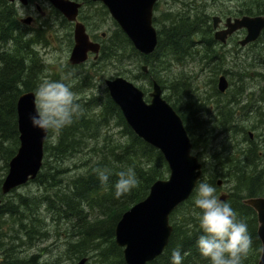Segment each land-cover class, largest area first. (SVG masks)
<instances>
[{
    "label": "trees",
    "instance_id": "obj_1",
    "mask_svg": "<svg viewBox=\"0 0 264 264\" xmlns=\"http://www.w3.org/2000/svg\"><path fill=\"white\" fill-rule=\"evenodd\" d=\"M192 8L195 9V12L182 9L174 14H165V21L169 20V22L163 24V27L158 30V46L151 55L139 53L116 23L117 28L113 38L110 42L105 41L101 53L103 57H100L98 63L103 60L109 61L112 58L114 61H120L125 55H132L140 58L139 61L150 68V73H152V68L156 79L149 75L152 80L150 85L153 80H157L164 89H169L170 92L167 93L166 98L184 120L194 150H199L201 146L208 145L211 130H213L206 131L204 129L206 122L203 120V114L208 111L205 98L193 88L192 82L187 76L166 84L163 77H158L156 74L159 70L158 65H160L161 71L166 68L164 64L172 57L178 61L188 56L200 58L205 65L208 64L207 66L216 58L221 59L222 62L226 60L223 54L216 51V41L213 37L211 23L212 15L206 8L200 6ZM0 9L3 12L6 11V14L8 13V7H5L4 4L0 3ZM241 13L264 14V9L255 10L248 6L245 11L242 9ZM1 17H3L2 14H0V27L4 28L3 33L10 34L13 28L7 26ZM158 21L159 18L155 16L154 23L156 24ZM263 36L264 32L260 38ZM3 38L5 45L7 37ZM18 38V36H14V39ZM38 40L37 38V42ZM20 41L21 38L16 43L17 49H13L16 50L15 52L0 53V155L4 156L6 169L9 168V162L20 145L17 101L21 93L32 90L29 78L24 79L25 74L30 75L36 83L33 77L34 72L42 64L37 56L34 58L32 56V61L37 60L36 63L33 62L35 66L31 65L26 68L24 63H19V60L25 59H22L23 50L28 54V45L32 44V39L23 43ZM127 48H129L130 55L125 54ZM34 54L37 55V53ZM139 66L141 73L140 63ZM213 67L217 69L219 65ZM221 71L228 73V69H221ZM143 74L145 76L148 73ZM214 84L211 97H217L216 109L224 108L218 119H222L225 115L223 126L220 128L233 133L235 128L233 125H237L235 122L238 112L235 107H232L234 102L231 100L222 103V105L219 103V96L222 94L217 89V78L214 80ZM238 94L240 95L241 92L238 91ZM101 97L97 96L96 100H93V97L81 100L79 103L82 106L83 115L56 135V142L49 141V137L52 135L49 133L45 143L42 169L33 180L39 186L44 187L47 194L33 199L28 195L19 194L17 195L18 200L14 201L8 197L9 195L5 197L2 194L1 184L4 178H0V197L5 201L0 205V217L12 216L16 218L22 228L21 231L31 238L46 235L42 222H40L39 203H47L48 211L53 212L57 217L59 214L62 218L72 222V227L66 229V235L69 238L66 254L70 260H78L95 251L94 254L89 255L90 262L95 260L97 264H126L123 249L116 244V225L123 213L146 198L152 184L159 179H166L170 171L163 154L136 135L109 94ZM261 101L263 104H257L256 108L252 110H256L257 123L264 127V96L261 97ZM113 125L121 128V138H116L110 131ZM259 136L260 141L264 142V131ZM261 145L259 141H252L248 148L241 149L238 153L227 154L219 161L221 167L224 168L223 174L234 182L232 193L226 201L231 203L238 218L246 221L252 238V250L244 264H258L262 253L259 251L262 248V243L257 232V214L250 206L243 203V199L247 196L264 195V167L261 166L264 153H261L263 149L260 148ZM85 149L94 152L97 158L94 159L91 155L83 161L85 172L80 174L77 172L73 177L65 178L63 175L69 170V167H65L66 160ZM197 155L200 156L199 153ZM214 156L218 157L219 155L215 154ZM97 167L106 168L111 173L107 185H101L97 179L94 171ZM128 167L135 169L139 183L130 193L118 199L115 196L114 188L118 178L116 173ZM206 170L203 169L204 174ZM204 174L201 182L205 179ZM216 175L215 173L210 175L206 181L218 189L215 181ZM216 194L219 197L218 191ZM194 196L195 192L171 214L170 222L173 232L169 244L159 257L147 264H170L171 253L177 248L182 251V254L187 253L183 264H208L196 247L199 230L194 212L199 210L194 207ZM1 232L0 230V234ZM38 256L34 255L29 259H23L15 255L12 246H5L0 241V264H27L33 262ZM51 264L58 263L54 261Z\"/></svg>",
    "mask_w": 264,
    "mask_h": 264
},
{
    "label": "rangeland",
    "instance_id": "obj_2",
    "mask_svg": "<svg viewBox=\"0 0 264 264\" xmlns=\"http://www.w3.org/2000/svg\"><path fill=\"white\" fill-rule=\"evenodd\" d=\"M101 5L102 3L97 2L96 5L88 6L85 12L87 14L100 15L99 18L102 19L103 24L100 28L95 30V32L98 34L107 32L108 35H111L117 27L111 18V15L107 16L102 10H100ZM194 6L206 8L208 13L212 16H227L229 14L231 16H243L244 14L241 13V10L243 9V11H245L248 6H251L252 9L255 10L258 8L264 9V0H161L158 3V8L155 10V16L159 18L158 23L155 24L156 28L159 30L163 27V24H168L169 20L165 21V14H174V12H180L182 9L195 12V9L192 8ZM70 30L71 27L69 26H66L65 29L57 24L52 26L49 25L47 31L48 33H51V36H49L48 39L45 35L39 36V38H41V45L39 43L34 45V53H37V55L34 53L33 55L34 57H39V60L42 62V68L39 66L34 72L35 80L37 81L39 79L35 85L37 84L38 86L40 80L45 78L59 80L62 75L71 71L74 73L73 78L70 81L73 91H75V93L77 92L76 94L79 99L81 98L82 100H85L92 98L93 94L96 97L97 95L103 96L107 94L108 90L105 83L107 78L123 76L140 88H143L147 97L149 96L150 92L153 90L152 85H150V81L152 80L149 75L156 79L154 71L151 68L152 73L148 71V74L145 76L143 74L144 72L142 73L141 71L140 73L139 63L141 66L144 63L139 61L140 58L130 55L129 48H127V53L125 54H129L130 56L125 55L120 61H114V58H112L109 61L103 60V62L96 63V71L91 67L94 63L93 57L90 59L91 62L87 66L76 68L71 66L69 62L72 48V42L70 41L69 36ZM238 35L239 36L230 39L226 44H216L217 53L223 54L226 57V60L223 62L221 59H215V61L207 66L201 59L196 57L188 56L181 61L172 57L164 64L166 68L161 69L160 71V65H158L159 70L156 72L158 77H163L166 84H169L170 81L174 82L179 78L187 76L192 82L193 88L205 98V104L208 111H205L203 114V120L206 122L204 129L206 131L209 129L213 130H211L208 145L206 147L201 146L199 150H195V152L200 154L201 161L204 162L205 169H207L204 174V181L214 173L217 174L215 179L216 182L219 179L223 180L219 195L225 191H229L234 184L233 180H230L225 174H223L224 168H222L219 163L220 158L225 157L227 154L238 153L239 150L248 148L251 144V140L255 142L259 141V144H262L260 148L262 147L264 149V142L260 141L261 139L259 136V134H263L264 127L257 123L258 119L255 118L256 110H252L253 108H256L257 104H263L261 97L264 96V36L257 41L243 46L240 44L239 40L245 38L246 32H242ZM10 51L14 52L12 49H10ZM24 55L25 60H19V63H24L25 67L28 68V66L33 65V61H31L33 55L30 56L31 58L28 57L29 55L27 53ZM22 59H24V57ZM213 64L219 65L220 68L215 69ZM221 69H228V73H223ZM221 74L227 75L228 80L230 81V88L226 93H222V95L219 96V103L222 105V103L231 100L234 102L232 107H235L238 112L235 122L237 125H233L235 127L233 133L226 132L220 128V126H223L225 115L222 119L218 118L221 117V111L224 108L216 109L218 103L217 97H211L214 91V80L217 78L218 84V78ZM28 78L29 75L26 73L24 79ZM239 79L241 81H239ZM87 85L89 87L91 86V89ZM82 87L85 88L82 89ZM238 91L241 92L240 95L238 94ZM168 92H170L169 89L163 91L165 96H167ZM249 102H251L250 105ZM120 129V127L113 125L110 131L116 138H121ZM250 132L254 133L253 139L250 138ZM49 141L56 142V136L53 138L51 135ZM215 154H218L219 156L214 157L213 155ZM91 155L94 159L97 158L94 152L85 149L83 152L77 153L74 157L66 160L65 167H69V170L63 176L65 178L73 177L77 172L79 174L85 172L83 161ZM262 160L261 166L264 167V154ZM5 166L4 156L0 155V178H5L8 172V169H6ZM19 194H29L28 196L33 199L34 197L43 196L44 194H47V192L45 191V188L39 186L38 183L30 181L17 188L15 192H12L8 197L17 201V195ZM39 206L41 217L40 222H42V226L44 227L43 231L47 233L46 235L31 238L24 231H21L22 228L16 218L5 216L4 218L0 217V230L2 231L0 234L1 243H4L5 246H12L15 255L23 259H28L36 254L40 256L39 261L43 264H51L54 263V261L58 264H73L74 261L70 260L69 256L66 254V248L68 246L67 241L69 240L66 235V229L67 227H72V222L68 219L62 218L59 214L57 217L53 212L48 211L47 203L40 202ZM94 253L95 251L90 252L89 255ZM90 264L97 263L93 260Z\"/></svg>",
    "mask_w": 264,
    "mask_h": 264
},
{
    "label": "water",
    "instance_id": "obj_3",
    "mask_svg": "<svg viewBox=\"0 0 264 264\" xmlns=\"http://www.w3.org/2000/svg\"><path fill=\"white\" fill-rule=\"evenodd\" d=\"M50 1L69 20L77 19L81 3L72 0ZM93 1H101L108 8L139 53L151 55L156 51L159 39L153 18L159 0ZM213 20L217 29L221 17L214 16ZM226 26V30L215 32V39L226 42L229 35L246 29L247 35L240 41L245 46L261 36L264 15L229 17ZM99 51L100 44L92 42L84 24L77 22L71 63L81 64L88 59L89 52ZM142 69L147 72L148 66L143 65ZM105 83L127 124L136 135L163 154L170 170L167 179L155 181L148 196L123 213L115 229L116 244L123 248L126 264H147L159 257L168 246L173 232L171 214L194 193L203 173V165L193 153V143L184 120L164 98L159 82L154 80L149 102L143 89L123 76L108 78ZM228 86L227 77L222 75L219 90L225 92ZM34 111V92L21 94L17 101L20 146L9 162V171L2 184L4 194L35 179L42 169L49 133L32 126L29 117ZM218 183L221 185L222 181ZM225 198V194L220 196L221 200ZM244 203L257 213V232L264 248V197H248ZM86 262L87 258H83L76 264ZM258 264H264V252Z\"/></svg>",
    "mask_w": 264,
    "mask_h": 264
},
{
    "label": "clouds",
    "instance_id": "obj_4",
    "mask_svg": "<svg viewBox=\"0 0 264 264\" xmlns=\"http://www.w3.org/2000/svg\"><path fill=\"white\" fill-rule=\"evenodd\" d=\"M74 73L69 71L59 80L45 78L34 91L35 111L29 119L34 128L51 133L53 138L74 120L83 115L82 106L70 81ZM101 185H107L111 173L106 168L94 169ZM115 196L130 193L138 186L135 169L128 167L116 173ZM194 212L199 235L196 247L208 264H244L252 250V238L248 224L238 218L231 203L221 200L214 185L198 181L194 188ZM264 252V248L259 249ZM183 253L177 248L171 253L170 264H183Z\"/></svg>",
    "mask_w": 264,
    "mask_h": 264
},
{
    "label": "flooded vegetation",
    "instance_id": "obj_5",
    "mask_svg": "<svg viewBox=\"0 0 264 264\" xmlns=\"http://www.w3.org/2000/svg\"><path fill=\"white\" fill-rule=\"evenodd\" d=\"M2 1L4 5L6 3L5 7H8V13L4 15L3 17H1V20L3 22H6L7 26H11L14 30H12L10 34L3 33L2 35H0V42L3 43L4 36H7V42H8V43H5L4 46H0V50H1L0 53L10 52V49L12 48L17 49L18 45H16V43H18L20 38H21L20 43H23L24 41L29 40L31 38L32 44L28 45L29 52H32L28 54L29 55L28 57H30V55H33L34 53V50H35L34 45H36L37 38L39 39L38 40L39 44L41 42L39 38L40 35H45V37L48 39L49 36H51V33H48L47 31L48 26L49 25L52 26L56 24L61 27H64L65 29H66V26L71 27L69 36H70V41L72 42V45H71L72 46L71 52H72L75 46V25L77 22H81L86 27V31L89 34L90 40L92 42L99 43L101 45V51L100 53L98 52L96 54L89 53L88 60L83 64L75 65L71 63L70 60L69 62H70V65L73 66L74 68L87 66L88 64H90L91 62L90 59L93 57L94 63L92 64L91 67H93L95 71L97 70L96 63H98V61L100 60V57H103L101 53H102V48L104 46V43L106 40L108 42L112 40L113 38L112 36L114 32L111 35H108L107 32H102L101 34H98L97 32H95V30H97L98 28H100V26H102L103 21L101 18H99L100 16L99 14L93 15L90 13L87 14L85 12L88 6L96 5V3H94L92 0H72L75 2L81 3V7L79 9L77 19L75 21H71L66 16H64L57 8H55V6H53L50 0H26L25 3L22 0H0L1 4H2ZM100 7H101L100 10H102V12H104L107 16L111 15L108 8L105 5L102 4ZM220 16L222 17L221 22L219 24L220 30H226L227 28L226 22L229 17L230 18L238 17V15L231 16L230 14L227 16L226 15H220ZM111 18L116 24V20L113 18V16H111ZM0 29L3 30L1 27ZM18 30L19 32L17 33ZM242 32H246V30L245 29L237 30L232 35H229L227 37V42L230 39L236 36H239L238 34H241ZM14 36H18L19 38L14 39ZM227 42H225L224 44H226ZM24 54H25V50H23V57L25 58ZM29 82H30V86L32 87V90H29V91H35L37 84L35 85L34 79L30 77V75H29ZM146 99H149V96L147 97L146 95ZM80 100L81 99H79V102ZM221 187L222 185L219 186V188L217 189L218 192H220ZM225 193L227 194L225 200H227L232 193L231 188L229 191H225ZM257 196H264V195H257Z\"/></svg>",
    "mask_w": 264,
    "mask_h": 264
},
{
    "label": "bare ground",
    "instance_id": "obj_6",
    "mask_svg": "<svg viewBox=\"0 0 264 264\" xmlns=\"http://www.w3.org/2000/svg\"><path fill=\"white\" fill-rule=\"evenodd\" d=\"M2 4H3V1H2ZM5 5H6V3H5ZM0 14H2L3 16L4 15H6V11H2L1 9H0ZM211 20H213V17L211 18ZM4 27V26H3ZM16 28V27H15ZM4 29V28H3ZM14 30V29H13ZM8 31V30H7ZM26 31V30H25ZM32 31V30H31ZM6 32V31H5ZM19 32V30L17 31V33ZM3 34V30H1L0 29V35H2ZM30 34H32V33H30ZM12 35V34H11ZM16 35H18V34H16ZM5 37H7V36H5ZM10 37V36H9ZM42 37V36H41ZM4 39V38H3ZM41 39V38H40ZM5 40V39H4ZM10 42V41H9ZM8 43V42H7ZM38 43V42H37ZM34 45V44H33ZM37 45V44H36ZM41 45V44H40ZM0 46H4V43H2V42H0ZM35 47V46H34ZM4 50V49H3ZM12 50H13V48H12ZM16 51V50H15ZM14 51V52H15ZM42 52V51H41ZM12 53H13V51H12ZM30 53H32V52H28V54H30ZM43 55V54H42ZM30 56H32V55H30ZM39 56V55H38ZM31 58V57H30ZM33 58H34V55H33ZM37 59V58H36ZM200 59V58H199ZM213 59H214V57H213ZM216 59H219V58H216ZM39 60V59H38ZM211 60V59H210ZM28 61V60H27ZM32 61V60H31ZM37 61V60H36ZM36 61L34 62V60H33V62L34 63H36ZM211 61H213V60H211ZM215 61V60H214ZM40 63V62H39ZM211 63V62H210ZM215 63V62H214ZM218 63V62H217ZM4 64V63H3ZM40 65V64H39ZM208 65V64H207ZM214 65V64H213ZM213 65H211V66H213ZM33 66H35V65H33ZM29 67V66H28ZM41 67V66H40ZM42 68V67H41ZM208 68V67H207ZM210 68H212V67H210ZM220 68V67H219ZM218 68V69H219ZM213 69V68H212ZM42 74V73H41ZM235 75V74H234ZM262 76V75H261ZM34 78H35V76H33ZM38 77V76H37ZM239 77V76H238ZM261 79V78H260ZM39 80V79H38ZM37 80V81H38ZM36 81V82H37ZM42 80H40V82H41ZM239 81H241L240 79H239ZM32 82H33V80H32ZM90 82V81H89ZM83 83V82H82ZM82 83H81V85H82ZM88 83V82H87ZM79 86V85H78ZM84 86V85H83ZM88 86V85H87ZM87 86H86V88H87ZM89 87V86H88ZM91 87V86H90ZM89 87V88H90ZM31 88V87H30ZM85 87H82V89H84ZM91 89V88H90ZM93 89V88H92ZM26 90V89H25ZM31 90V89H30ZM89 90V89H88ZM80 91V90H79ZM82 91V90H81ZM25 92V91H24ZM75 92V91H74ZM94 92V91H93ZM77 93V92H76ZM91 93V92H90ZM92 94V93H91ZM253 94V93H252ZM106 95V94H105ZM104 95V96H105ZM246 95H249V94H246ZM255 95V94H254ZM91 96V95H90ZM94 96V94L92 95V97ZM97 96H99V95H97ZM99 97H101V96H99ZM252 97H253V95H252ZM260 97H261V95H260ZM83 98V97H82ZM94 98V97H93ZM96 98V97H95ZM93 99V100H96V99ZM102 98V97H101ZM240 98H242V97H240ZM239 98V99H240ZM81 99V98H80ZM84 99V98H83ZM90 99V98H89ZM252 99V98H251ZM86 100V99H85ZM88 100V99H87ZM256 100V99H255ZM248 101V100H247ZM251 101V100H250ZM80 102H81V100H80ZM89 102V101H88ZM92 102V101H91ZM94 102V101H93ZM92 102V103H93ZM256 102V101H255ZM260 102V101H259ZM91 103V104H92ZM238 103V102H237ZM248 103V102H247ZM250 103L251 102H249V105H250ZM239 104V103H238ZM240 105V104H239ZM249 105H248V107H249ZM243 106V105H242ZM241 108V107H240ZM243 108V107H242ZM248 110V109H247ZM229 126V125H228ZM56 144V143H55ZM222 153V152H221ZM223 154V153H222ZM225 154V153H224ZM214 156V155H213ZM217 156V155H216ZM216 156H214V157H216ZM2 163V162H1ZM2 194L6 197V196H8L7 194H4L3 192H2ZM29 195V194H28ZM3 197V196H2ZM16 197V196H15ZM0 200H1V203H0V205L1 204H4V200H3V198H1L0 197ZM36 255V254H35ZM32 256H34V255H32ZM31 256V257H32ZM30 258V257H29ZM28 258V259H29ZM83 258H87V262H86V264H89L90 263V256L89 255H87V256H83V257H81L80 259H78V260H75L74 262H73V264H76V263H78L81 259H83ZM39 259H40V256H38V258L37 259H34V261L33 262H29V263H27V264H43L42 262H40L39 261ZM39 262V263H38Z\"/></svg>",
    "mask_w": 264,
    "mask_h": 264
}]
</instances>
